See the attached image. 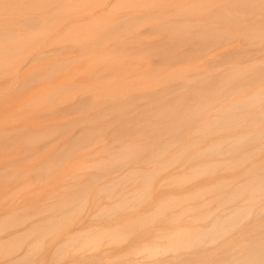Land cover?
<instances>
[{"label": "rangeland", "instance_id": "obj_1", "mask_svg": "<svg viewBox=\"0 0 264 264\" xmlns=\"http://www.w3.org/2000/svg\"><path fill=\"white\" fill-rule=\"evenodd\" d=\"M115 3L116 0H111L109 6L99 8L90 15H79L71 21L89 22L107 16ZM128 13L131 11L124 14ZM43 14L56 15L52 9L41 7L35 0H0V32L17 30L28 33L42 27L47 29L46 25L28 24L40 22ZM142 18L146 21L148 16ZM260 19L264 20V17ZM255 22L257 20H250L247 25ZM245 27L244 24L240 28L226 29L238 36ZM60 31L39 47L11 49L10 52L20 50L22 53L13 52L12 59H8L7 50L0 47V264H13L24 254L29 258L28 264H171L177 257H190L197 259L198 264H204L209 263L226 245L235 244L247 230L264 223V216L258 220L250 217L236 231L216 243L202 244L188 251L165 252L154 257L137 254V251H143L142 246L145 245H166L169 242L167 236L177 228L208 227L202 220L205 215L212 212L222 214L225 210V206L217 204L223 192L213 191L202 198H193L196 192L223 181L239 179L229 188L231 190L257 178L260 172H256L254 167L264 161V148L256 152L259 142H249L234 153L196 159L192 156L196 150L220 140L219 136L224 132L200 139L197 133L200 125H195L175 145L153 149L154 153L164 150L163 155L143 154L133 162L130 159L119 162L120 146L112 142L113 128H108L105 122V119L109 120L108 116L103 118L101 115L109 103L119 98L152 93L151 89L157 88L153 86L154 82H161L164 78V75L153 73L164 66L168 67L167 73L182 67L207 71L214 76L229 66L248 68L264 61L261 57L250 60L233 55L255 52L257 46L234 38L221 48L177 62L159 55L130 58L128 55L138 56L140 51L154 48L161 37L153 29L142 26L125 37L129 38L127 42L124 38L119 42L123 45L113 48L118 55H126L122 61L116 65L98 64L94 74L89 76L94 69L92 62L88 69H76L77 60L83 55L80 51L49 46L51 40L56 37L63 39L68 33ZM108 52V49L91 51L95 57L102 59L108 57ZM225 54H230V58L224 60L220 57ZM62 59H67L65 62L68 63L64 70L58 71L52 78L43 76V71ZM213 61L221 62L220 69L210 65ZM119 67L127 69L121 78L116 72ZM101 69L106 74L98 76L96 72ZM152 76L153 79H149ZM124 86L128 90H122ZM259 89H264V79L246 87L244 94L251 95ZM113 91L116 94L110 93ZM235 99L237 96L232 100ZM85 102L87 106H82ZM219 110L220 107L215 109L216 112ZM211 117L213 114L206 115L204 121ZM262 126L264 123H258L257 128ZM83 127H89L97 134L91 140L79 143ZM242 130L250 129L246 127ZM250 131L253 132L254 128ZM149 136L142 139L129 134L131 138L127 144L135 148L143 146V141L149 140ZM191 144L200 145L191 146L189 153L182 156L183 149H188ZM214 161L239 162L232 168H218L211 173L197 174V170H193L199 164ZM250 171L252 174L244 176ZM181 177L185 179L180 181ZM110 185L117 187L109 198L103 193L99 195L98 191ZM145 187L148 195L140 202L130 204L127 194ZM184 196H188V200L166 209L161 207L158 215L141 225L132 226L122 238L114 239L117 230L127 221L154 214L157 205L168 197ZM82 198H86V202L77 209ZM122 201H126L124 205H129L121 206ZM64 216L67 218L64 219ZM49 219L57 221L54 230H48L41 241L42 248L32 252L30 245L39 241H34L33 229L36 226L47 227ZM61 219L64 220L58 222ZM7 243L15 244L12 252L2 249Z\"/></svg>", "mask_w": 264, "mask_h": 264}, {"label": "bare ground", "instance_id": "obj_2", "mask_svg": "<svg viewBox=\"0 0 264 264\" xmlns=\"http://www.w3.org/2000/svg\"><path fill=\"white\" fill-rule=\"evenodd\" d=\"M35 1L41 7H49L56 15L43 14L40 22H28L29 25H46L47 29L42 27L28 33L17 30L1 31L0 47L7 50L8 59H12L13 52L21 53L20 50L10 52L11 49H20L23 46L39 47L49 38L57 35L58 31L64 30L68 32L67 35L63 39L56 37L51 40L49 46L80 51L83 55L78 58L76 69H88L92 62L94 69L90 72V76L94 74L95 66L98 64L116 65L122 61L126 55H118V51L113 48L116 45H123L119 42L142 26L153 29L161 37L156 41L157 45L154 48L140 51L138 56L128 55L130 58L144 59L148 55H159L160 58L174 59L177 62L199 56L212 49L221 48L222 45L234 38H241L246 43L257 46V49L255 52L246 51L242 54L233 53V55L245 56L250 60L257 57L264 58V48L262 47L264 44V20L260 19L264 17V0H116L109 15L100 16V18L92 19L89 22L77 20L72 22L71 19H76L79 15L93 14L99 8L109 6L111 0ZM128 11L131 13L124 14ZM207 15L209 17H206ZM142 16H148L146 21H142L144 20ZM120 17L122 18L118 20ZM250 20H257V22L247 25ZM244 24L246 27L240 34H237L238 36L232 34L233 31L226 29L227 27L240 28ZM128 39L125 38L124 41L127 42ZM94 49H108L109 55L104 59L95 57L91 53ZM230 54L220 57L227 60L230 58ZM65 60L67 59L53 63L49 69L43 71V76L52 78L58 71L64 70V67L68 65ZM210 65H214L215 69H220L221 62L213 61ZM167 69L168 67L164 66L153 73V75H164L162 76L164 78L161 79V82L153 83V86L157 88L151 89L152 93L119 98L109 103L101 112L103 118L108 116L109 120L105 119L108 128H113L112 142L120 146L119 162L127 159L133 162L143 154L163 155L164 150L154 153L153 149H163V145L164 149L175 145L195 125H200L197 132L200 139H207L212 134L224 132L222 136H219L220 140L213 141L207 147L196 150L192 154L196 159L234 153L243 149L249 142H259L255 148L256 152L264 148V126L257 128L258 123H264V105H261L264 102V89H259L251 95L244 94L246 87L259 79H264V61L248 68L229 66L221 69L214 76L207 71H197L196 69L181 67L170 73H167ZM126 70L119 67L116 71L119 72L118 78H121ZM41 71L38 70V72ZM96 74L99 76V74L105 75L106 73L104 69H101ZM149 79H153V76ZM124 87L121 89L128 90L127 86ZM110 93L116 94L114 91ZM234 96H237V99L232 100ZM82 106H87V103H83ZM217 107H220V110L216 112ZM255 111L256 113H254ZM134 112L137 113L131 114ZM211 114L213 117L204 121L205 116ZM246 127L250 130L254 128V131H243L242 129ZM96 134L97 131L83 127L79 143L91 140ZM129 134H135L142 139L145 136H151H149V140L143 141V146L135 148L127 144L131 138L128 137ZM198 145L200 144H191L188 149H183L182 156L189 153L191 146ZM239 161L233 164L226 161L205 162L195 166L193 170H197V174L211 173L218 168H232ZM254 170L260 172V175L257 178L249 179L242 186L229 189L239 180L236 179L231 182L223 181L208 189L196 192L193 198H202L213 191L223 192L217 204L221 203L222 206H225V210L222 214L212 212L205 215L202 220L206 225H209L208 227L204 229L177 228L167 236L169 242L166 245L148 247L145 245L142 246L144 247L143 251H146L148 255L143 251H137V254L143 253L146 257H154L165 252H182L202 244H213L220 238L236 231L250 217L258 220L260 216H264V161L257 164ZM249 174H252V171L244 176ZM184 179L185 177H181L180 181ZM148 180L149 178L145 179V182L147 183ZM119 183L120 180H118V186ZM116 187L110 185L104 187L105 189L102 188L98 193L99 195L103 193L109 198ZM147 195L145 187L137 192L132 191L127 194V198L130 204L132 202L136 204ZM187 198L188 196L166 198L159 203L160 205H157V212L155 211L154 214H150L144 219L135 218L130 222L127 221L117 230L114 239L122 238L125 233L131 231L132 226L141 225L158 215L161 207L165 209L172 207L176 203L188 200ZM85 202L86 198H82L76 208L80 209ZM120 203L124 207L129 205H124L126 201ZM116 207L114 205V208ZM118 209L120 210V207ZM66 218L67 216H64V219ZM63 220H58V222ZM56 222L49 219L46 223L49 224L47 227L36 226L33 229L34 241L36 239L39 241L32 242L33 244L30 245L32 252H37L42 248L41 241L47 236L48 230H54L53 226ZM88 244L91 245L90 241ZM14 245L7 243L2 246V249L6 248L7 252H12ZM92 245L95 247V244ZM176 259L171 264H198L197 259L190 257H177ZM28 260L29 258L24 254L18 257L13 264H28ZM204 264H264V223H258L251 230H247L235 244L226 245L209 263Z\"/></svg>", "mask_w": 264, "mask_h": 264}]
</instances>
